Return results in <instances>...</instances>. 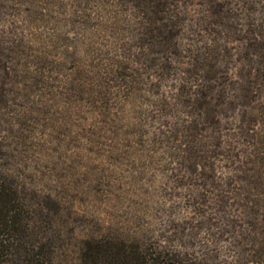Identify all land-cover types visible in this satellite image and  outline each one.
Returning <instances> with one entry per match:
<instances>
[{
  "label": "rangeland",
  "instance_id": "1",
  "mask_svg": "<svg viewBox=\"0 0 264 264\" xmlns=\"http://www.w3.org/2000/svg\"><path fill=\"white\" fill-rule=\"evenodd\" d=\"M173 1L181 50L170 55L135 45L142 20L129 5L128 19L112 25L124 5L115 0H1L6 68L49 70L50 82L62 87L81 60L102 57L107 64L106 54L135 79L110 89L108 119L60 104L24 123L28 151L17 178L28 191L22 196L49 213L53 264H79L83 241L99 236L151 243L195 264H264V165L258 161L264 118L249 127L241 121L264 111V74L252 79L256 59L245 50L253 39H264V0ZM216 10L222 37L204 26ZM217 45L229 49L212 51L232 106L225 103L220 125L192 141L191 127L199 122L183 105L180 88L201 83L182 77L180 69L193 54L210 52L192 49ZM7 49L14 61L2 57ZM247 95L250 101L242 102ZM22 110L10 104L2 113L13 120ZM195 144L200 159L192 173L187 152Z\"/></svg>",
  "mask_w": 264,
  "mask_h": 264
},
{
  "label": "trees",
  "instance_id": "2",
  "mask_svg": "<svg viewBox=\"0 0 264 264\" xmlns=\"http://www.w3.org/2000/svg\"><path fill=\"white\" fill-rule=\"evenodd\" d=\"M16 1L32 4L35 0ZM115 1L124 4V8L122 6L121 10L112 17V25L128 19L125 10L128 5L133 9L135 16L141 17L142 21L139 20V28L135 36V45L139 49L146 47L147 50H155L158 54L168 52L170 55H174L175 50H181L176 42L180 17L172 11L173 0ZM2 9L3 4L0 0V13ZM212 14L213 17L205 21L204 26L212 28L213 33L221 36L216 31V26L223 23L219 11L216 10ZM225 38L222 41L227 43L228 38L227 40ZM234 38L239 40L237 36ZM7 50V54H2V57L13 60L14 51ZM87 50L92 49L88 47ZM192 50H210L208 54L205 52L193 54L191 64L180 69L182 77L201 83L199 89L187 87L185 84L180 88L183 105L188 106L199 122L191 127L190 138L195 141L197 133L207 127L220 125L222 106L226 104L232 106V102H225L226 82L217 66L218 54L212 51L229 49L217 45L211 49L203 46ZM245 50H252L255 55L257 68L252 79L257 81L264 74V39L262 41L253 39ZM108 56L106 54L104 56L107 64H103L102 57L81 60L80 65H77L62 87L54 86V83L50 82L47 76L49 70L31 69L28 65L21 69L15 66L9 69L0 61V134L3 135L0 139V264H53L50 253L55 248V243L48 239L49 213L41 204L32 206L33 204L22 196L28 194V191L17 178L23 164V155L28 151L24 123L28 119H33L32 115L50 112L60 104L83 116L89 115V111H92L103 119H108L110 89L123 84H132L135 81L133 76L125 73L123 64L114 62ZM247 56V54L244 56L245 59ZM136 58L142 60L144 64L147 62L144 54ZM169 67V63H165L161 70L166 72ZM246 81L250 82V80ZM251 98L249 95L245 98L242 96L241 101L249 102ZM10 104L23 109L21 113L24 114L8 120L7 115L2 112L8 110ZM258 111L263 117L259 114L241 117L245 127L253 126L263 120L264 111ZM11 121L17 125L13 126ZM197 146L189 147L187 152L188 161H191V165L187 168L192 173H195V163L200 159ZM200 147H203L202 144ZM258 161L263 166L264 156ZM204 176L211 179L208 174ZM256 182L260 183V179L256 178ZM43 198L51 200L49 196ZM54 203L59 206L58 203ZM51 225H53L52 221ZM79 264L195 263L189 262L179 253L163 250L160 246L151 243L140 244L138 241L119 237L99 236L83 241L79 249Z\"/></svg>",
  "mask_w": 264,
  "mask_h": 264
}]
</instances>
